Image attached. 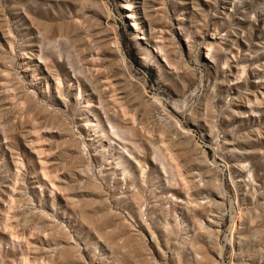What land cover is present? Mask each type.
Wrapping results in <instances>:
<instances>
[{
	"label": "rangeland",
	"instance_id": "1",
	"mask_svg": "<svg viewBox=\"0 0 264 264\" xmlns=\"http://www.w3.org/2000/svg\"><path fill=\"white\" fill-rule=\"evenodd\" d=\"M0 264H264V0H0Z\"/></svg>",
	"mask_w": 264,
	"mask_h": 264
},
{
	"label": "bare ground",
	"instance_id": "2",
	"mask_svg": "<svg viewBox=\"0 0 264 264\" xmlns=\"http://www.w3.org/2000/svg\"><path fill=\"white\" fill-rule=\"evenodd\" d=\"M133 25L137 26V24H136V23H134V22H133Z\"/></svg>",
	"mask_w": 264,
	"mask_h": 264
}]
</instances>
